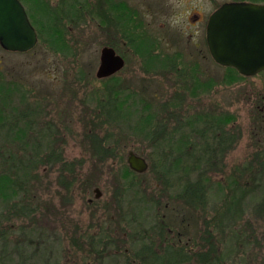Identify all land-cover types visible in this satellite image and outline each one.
Here are the masks:
<instances>
[{
  "label": "rangeland",
  "instance_id": "374dc122",
  "mask_svg": "<svg viewBox=\"0 0 264 264\" xmlns=\"http://www.w3.org/2000/svg\"><path fill=\"white\" fill-rule=\"evenodd\" d=\"M50 1L55 0H22L37 33L44 29L42 20L46 27L61 29L74 46L72 54L46 46L48 37L40 33L29 52L0 47V111L5 116L0 174L15 183L10 186L15 197L9 203L0 198V259L6 264H126L111 255L103 262L98 254V261L93 254L86 258L91 237L104 233L113 254L117 247L137 249L151 242L153 252L171 246L183 254L206 255L216 264H264V214L259 211L264 177L257 181L250 168L255 154L264 153V75L227 85L225 68L207 57L204 78L155 77L143 71L133 76L127 69L99 81L101 48L112 43L90 32L91 27L97 31L98 21L89 26L86 0L71 2L72 13L62 23ZM94 2L98 6L100 0ZM42 4L45 9L39 8ZM110 87L122 91L123 117L113 103L107 114L99 107L112 102L115 95L106 92ZM37 106L42 108L38 115ZM148 116L152 119L143 122ZM42 117L59 123L62 153L38 152ZM180 145L179 153H224L218 161L211 155L203 205H188L180 196L186 181L176 180L179 173L172 164ZM19 149L26 153H15ZM129 151L146 160L145 172L129 168ZM159 153L172 154L163 160ZM22 161L28 176L22 165L14 168ZM162 174L168 185L161 182ZM237 182L249 188L240 217L233 213L229 190ZM220 186L227 189L224 201ZM195 260L192 256L190 263Z\"/></svg>",
  "mask_w": 264,
  "mask_h": 264
},
{
  "label": "flooded vegetation",
  "instance_id": "af4514ba",
  "mask_svg": "<svg viewBox=\"0 0 264 264\" xmlns=\"http://www.w3.org/2000/svg\"><path fill=\"white\" fill-rule=\"evenodd\" d=\"M19 1L29 18L22 0ZM74 1H50V5L60 13L59 21L65 22L67 15L72 13L69 7ZM233 2L264 4V0H100V6H97L94 0H86V5L90 15L89 26L98 21L97 31L91 27L90 32L101 34V39L112 43L102 48L114 49L123 59L124 64L119 72L128 69L133 76L143 71L153 72L155 77L188 76L199 79L206 77L204 63L207 57L221 66L213 60L207 46L209 17L224 3ZM44 7L45 4L39 6ZM260 57L263 58V54ZM262 75L264 69L249 77ZM40 121L38 152L62 153L61 131L57 120L42 117ZM6 152L9 153V150ZM15 153H26V150L19 149Z\"/></svg>",
  "mask_w": 264,
  "mask_h": 264
},
{
  "label": "water",
  "instance_id": "95a60500",
  "mask_svg": "<svg viewBox=\"0 0 264 264\" xmlns=\"http://www.w3.org/2000/svg\"><path fill=\"white\" fill-rule=\"evenodd\" d=\"M206 41L213 60L251 76L264 69V4L224 3L209 17ZM38 42V34L19 0H0V47L8 52L26 53ZM123 59L114 49L103 47L96 78L104 79L120 71ZM127 163L135 172L147 170L143 157L129 151ZM96 198L100 196L95 190Z\"/></svg>",
  "mask_w": 264,
  "mask_h": 264
},
{
  "label": "trees",
  "instance_id": "16d2710c",
  "mask_svg": "<svg viewBox=\"0 0 264 264\" xmlns=\"http://www.w3.org/2000/svg\"><path fill=\"white\" fill-rule=\"evenodd\" d=\"M44 20L41 21V25L42 27H44V29H40L38 33H40L41 35L45 34L48 38H46V46H49L51 48H54L55 51H59L60 53L63 54H72V52H74V46L72 47L71 44L67 41V39L63 36V32L61 31V29H54L51 26H45L46 24L43 22ZM39 34V36H40ZM41 39V38H40ZM228 75H226L225 78V84L230 85L233 84L235 82H237L240 79L245 78L244 76L239 75L236 71H234L232 68H225ZM2 92V90H0ZM5 92H9V91H5ZM108 94L110 92H113V95H115L112 99V102H105L104 105L100 104L99 107H101L103 109L104 114H107L106 111L109 107V103L112 104L111 107H116L120 113H121V117L122 116V110L119 107V104L121 102V92L122 91H118L116 89H114L113 87L108 88V90L106 91ZM115 100V101H114ZM42 109L41 107H36L35 108V114H39L40 112L42 113V111L40 110ZM111 109H115V108H111ZM5 116L2 115V111H0V121L3 120L5 121ZM2 118V119H1ZM111 118V117H110ZM107 119H109L107 117ZM150 119H152V116H148L146 119H143L145 122L146 120L149 121ZM111 120H116L111 118ZM146 121V122H147ZM11 122V121H10ZM8 124L12 125V124ZM138 123V125L143 126L145 125L144 123ZM145 122V123H146ZM3 126V124H1ZM18 130V129H16ZM19 132H21L23 134V131L19 130ZM19 132L15 131V134L18 135ZM161 138H159L160 140ZM158 140V141H159ZM157 141V142H158ZM160 142V141H159ZM158 142V143H159ZM204 142V141H203ZM177 149L180 152V148H182V146L180 145L179 147L177 146ZM96 152L99 150L98 146L95 147ZM175 150V151H177ZM172 153H169V155ZM168 153H159V156L161 159H166L168 156ZM213 159L215 157V159H217V161L220 159H223L224 153H205L204 150L202 153H177L174 157L175 159H173L172 163L173 164V172L174 170L177 171V181L180 180H185L186 182H184V185H181L180 190H182L180 196L181 198H183V201L190 205V204H204L205 201V187H204V182L208 181V178L205 175V172L207 170H209L210 166H211V161H212V157ZM28 157V156H27ZM255 160L254 163L251 164L250 167L252 169L251 174H257L256 175V179L257 181L260 180L261 177H264V153H256L255 154ZM30 160V158H29ZM6 164V162H5ZM19 165L16 167L14 166V168H19L20 165L23 166V170L25 171L24 175H27L30 173L29 169H28V165L25 161L19 162ZM127 173V172H126ZM125 173V174H126ZM193 174H196V179L195 180H191L189 179V176H192ZM170 176V174H169ZM208 176V175H207ZM209 177V176H208ZM10 178L11 176H9L7 173H1L0 174V198L3 201H5L4 203H9L12 197H15L14 193L12 192V187H10L11 184L10 182ZM161 181L164 186L168 185L167 180H164L166 178V176L164 174L161 175ZM210 178V177H209ZM256 179H252V180H256ZM259 179V180H258ZM264 179V178H262ZM17 185V184H16ZM171 185V184H170ZM169 185V187H170ZM264 186V185H263ZM263 186H262V191H263ZM258 188H261L260 186H258ZM227 190L224 186H220L218 188V192H220L219 194L223 196V201L227 199L228 193ZM231 195H233L234 193V197L236 198H231L230 196V200L233 199V204L234 206L236 205L235 209L233 210V213H236L239 217L241 216V214L244 212L243 209V200H244V196L245 194L248 192L249 188H246L244 184H242L241 182H237L236 186L234 187V190L230 189ZM249 193V192H248ZM179 195V194H177ZM264 201V198H263ZM259 211L263 212L264 214V202H262L259 205ZM25 213V210L23 211ZM30 213V212H29ZM21 214V212H20ZM26 214V213H25ZM32 214H30L31 216ZM164 228V227H163ZM172 231V229H169ZM2 237V232L0 233V238ZM92 249L91 251H87V255L86 258H88V256L90 255H95L98 254L99 258L98 260H100L101 262L105 261V259L108 256H112L113 258H118L119 260L122 258L126 264H185L187 262H189V264H216V262L211 261L212 259L210 257H206V255H200V253L198 254V252L192 253L191 255H187V254H183L182 252H177L176 250H172L171 246H167L164 249H162L163 253L160 252H153V243H148L144 242L143 244L140 245L139 248L135 249V247H117L116 249V253L113 254V252L108 253V249H111L113 247V244H111V242H109V238L105 237L104 233L100 236H92ZM114 241V240H113ZM194 243V242H193ZM212 247V246H211ZM102 248V250H100ZM160 251V250H159ZM107 253V254H106ZM106 254L107 256L104 258L103 255ZM150 254V255H148ZM147 256V258L145 257ZM149 256V258H148ZM195 257V262H191V257ZM209 256V255H208ZM85 258V259H86ZM95 260H97V256L95 255ZM97 260V261H98ZM166 262V263H164ZM0 264H6V261L3 259H0Z\"/></svg>",
  "mask_w": 264,
  "mask_h": 264
}]
</instances>
